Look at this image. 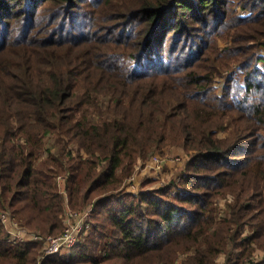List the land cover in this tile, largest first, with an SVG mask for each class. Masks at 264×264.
I'll use <instances>...</instances> for the list:
<instances>
[{"label": "trees", "instance_id": "1", "mask_svg": "<svg viewBox=\"0 0 264 264\" xmlns=\"http://www.w3.org/2000/svg\"><path fill=\"white\" fill-rule=\"evenodd\" d=\"M258 47L264 0H0V212L60 234L62 176L69 208L92 205L93 221L69 259L43 264H264ZM231 60L245 73L218 93ZM171 146L188 155L180 176L154 189L148 178L137 195L120 188ZM7 236L0 221V264L38 263L40 242Z\"/></svg>", "mask_w": 264, "mask_h": 264}, {"label": "rangeland", "instance_id": "2", "mask_svg": "<svg viewBox=\"0 0 264 264\" xmlns=\"http://www.w3.org/2000/svg\"><path fill=\"white\" fill-rule=\"evenodd\" d=\"M237 11L242 16H247L248 12L244 11L239 5H237ZM218 50H222L226 47V43L222 41L217 42ZM256 55L259 57L260 62H258V67H260L262 70H264V50L261 47H258L256 50ZM231 64L228 65L230 68L228 70H224V72L221 75L216 76L214 87L217 89V92L220 93L223 91L225 87L226 80L229 76H237L245 73L243 71V68L241 65H239L235 60H231ZM263 67V68H262ZM44 142L46 143V149L47 151H51L52 154L58 155L59 154V148L63 147L62 140H60L58 137L50 136L45 137ZM69 149H73V155H76V150L73 145L68 146ZM43 156H46L43 154ZM82 156V154H81ZM188 159V155L184 153L181 149L178 147H166L161 151L155 152L151 155V157L146 161H138V164H136L134 173L131 177H128L125 179L121 184L120 188L125 190V192L132 193L133 195H137V193L140 191V188L143 187L145 180L148 178L154 180L155 182H149L150 185L149 189L158 188L160 186L166 185L171 179L174 177L180 176L181 171L185 167V161ZM176 179V178H175ZM57 186L59 192L63 195L64 199V213L61 216L62 220V232L65 230V228L70 229V233L77 229H82L78 235L77 243L84 240L91 230V225L86 227V224H92L93 221V207L92 205H88L85 209L82 210H72L69 208L68 204V193L66 190V180L64 178L57 177L56 178ZM233 201V198L231 195H227L222 198H217L214 203L217 210L216 220L220 221L223 219L224 215L227 211V206ZM1 213V212H0ZM6 213V212H2ZM69 214V216L67 215ZM64 220V223H63ZM2 225L4 226L5 230L8 231L11 230L13 233H16L18 230H25L27 232H30L32 234H36L40 239L37 242H40L42 247L39 252V255L37 257L38 263L37 264H43L42 262L44 259L48 256L46 252L44 251L46 247L52 246L53 244L45 242V240L48 237L51 238H57V236L61 235H41L38 231H33L29 227L22 224L20 221H18L15 216L9 211V213L4 216V219L2 221ZM248 226H245L243 235L249 236V233L253 234L252 231ZM250 234V235H251ZM76 240L73 241L76 243ZM72 250L68 252H63L62 254L58 255L62 259H69L70 254ZM47 255V256H46ZM238 256V253H236L233 257V260H235ZM252 262H257L263 259L262 255L259 253V251H255L253 253ZM232 260V261H233ZM180 259L178 260V262ZM246 261V259H244ZM251 261V260H250ZM217 264H223L224 258L223 256L216 259ZM232 264V262H231Z\"/></svg>", "mask_w": 264, "mask_h": 264}, {"label": "built area", "instance_id": "3", "mask_svg": "<svg viewBox=\"0 0 264 264\" xmlns=\"http://www.w3.org/2000/svg\"><path fill=\"white\" fill-rule=\"evenodd\" d=\"M58 177L65 179V177H62V176H58ZM7 214L8 213H2V212L0 213L1 223L4 219V216H6ZM67 215L69 216L68 213ZM63 223H64V220H63ZM90 225L91 224H86L87 229ZM80 231H82V229H77L73 231L72 233H70V229L65 228L63 233L57 236V238L48 237L45 240V242L48 243L49 245L50 243L53 245L46 247L44 251L46 252L47 255H60L63 252H68L72 250V248L78 244L76 239H78V235ZM6 232L8 235L7 241L12 244H16V243L25 244L29 242H37L40 239V237H38L36 234H32L23 229L18 230L16 233H13V231L11 230L8 231V228H7ZM74 239L76 240V243L73 241Z\"/></svg>", "mask_w": 264, "mask_h": 264}]
</instances>
